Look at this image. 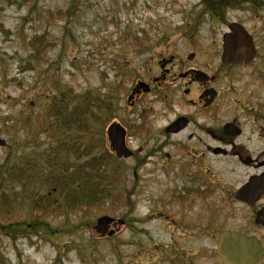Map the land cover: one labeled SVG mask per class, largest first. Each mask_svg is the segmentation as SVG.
<instances>
[{
  "label": "rangeland",
  "instance_id": "rangeland-1",
  "mask_svg": "<svg viewBox=\"0 0 264 264\" xmlns=\"http://www.w3.org/2000/svg\"><path fill=\"white\" fill-rule=\"evenodd\" d=\"M203 1L78 0L72 11L68 10L71 0H0V115L12 119L7 122L8 128L0 122V130L6 133L0 136L6 140V146L0 148V173L5 178L2 188L15 202V211L8 217L12 223L33 220L32 207L38 199L41 203L47 198L55 201L56 189L50 190L47 177L57 176L65 168L71 170L89 158L80 156L81 152L67 153L57 145L74 143L83 151V147L101 138L106 129L103 103L109 101L113 105L114 121L139 122L138 109L149 106L152 99L145 97L138 109L125 110L126 96L119 98L114 88L122 77L116 74L123 69L143 75L152 61L154 66L156 60L173 59L180 70L197 67L207 74H219L218 123L235 117L244 126L243 135L235 142L248 139L249 144L258 145L252 130L255 122L249 113L251 108L259 107L264 96V16L260 15L264 7L257 12L241 4L246 0H220L214 4V8L222 7V17L216 22L203 11ZM205 2L212 4L211 0ZM57 10L69 12L59 18ZM230 22L241 23L254 37L259 57L246 69H233L227 80L222 78L225 73L219 55L220 37ZM121 32L135 33L142 39L139 43L147 48L134 50L131 44H118ZM40 34H45L53 46L42 62L25 64L31 52L27 40ZM190 53H194L192 59ZM123 83L129 88L133 80L125 79ZM62 92L70 106L76 103L77 96L96 97L98 105L91 112L98 119H89L90 135L44 128V123L49 126L45 113L52 103L65 98L60 95ZM149 108L156 116L144 123L156 130L181 111L179 105H173L162 113L157 100ZM180 138L181 135L163 137L159 133L152 135L153 143L145 136L129 138L130 147L138 154L150 150L154 153L136 175L132 171L133 158L114 161L119 166V181L111 193L120 196L122 204L112 208L107 202L98 211L82 216L44 213L48 216L38 219L44 227L35 234L13 237L0 233V264H216V244L206 234L214 235L225 225L245 230L253 224L230 223L231 219L242 217L233 196L227 198L211 191L197 198L187 196V202L173 198L193 187L181 172L184 163L192 161L183 159L175 147ZM166 154L172 158L168 160ZM205 160L203 169L209 165L212 173L203 175V187H211L212 181L227 185L230 179L245 175L242 164ZM192 164V170L201 167V162ZM4 165L30 171L20 177L14 169V177H10L5 174ZM58 200L67 202L66 196ZM104 215L126 220L125 226L108 237L107 232L115 230L116 224L111 223L113 226L102 237L94 224ZM198 215L203 223H194ZM77 223L88 226L70 231L69 227Z\"/></svg>",
  "mask_w": 264,
  "mask_h": 264
},
{
  "label": "flooded vegetation",
  "instance_id": "flooded-vegetation-1",
  "mask_svg": "<svg viewBox=\"0 0 264 264\" xmlns=\"http://www.w3.org/2000/svg\"><path fill=\"white\" fill-rule=\"evenodd\" d=\"M241 4L258 12V10L264 7V0H246ZM257 12H252V14H256ZM260 15L264 16V13H260ZM248 34L252 37L255 51L254 59L245 66L233 64L222 65L220 63L222 72L225 73L222 77L223 79L230 80V72L233 69H246L258 59L256 41L249 32ZM145 48H147V45L134 44L135 50ZM263 58L264 55L261 57L262 66H264ZM150 62L151 61H148L147 63ZM153 64L154 61L146 68L143 75L137 73L138 75L134 76L133 84L125 95V101L127 103L125 110L138 109L141 101L145 97L148 100V96H151L152 100L149 102V106L152 101L157 100L161 106L162 113L171 110L170 108L173 105H179L181 111L174 116V119L169 124L162 127L158 126V130L152 128V125L144 123L145 120L147 121L151 116H156L155 112L152 113L150 111L149 106H143L138 109L137 115L139 122L130 123L131 125L122 123L126 131V145L132 151V156L130 158L135 160L132 167L133 174L136 175L137 170L147 163V157L151 156L154 150L144 152L140 155L136 150L130 147L131 142H129V138L131 139L136 135L152 139L154 133H159L163 137L181 135L182 138H180L179 144L175 146L178 147L179 154L183 159L186 157L190 158L192 163L201 162V167L196 166V168L192 170V163H184L185 165L182 166L181 172L185 174V177L193 187L185 188L182 190V194L175 195L173 198L187 202V196H194L197 198L211 191L214 193L220 192L224 196H227V198L228 196H233L238 203L237 206L242 213V217H240L239 220L231 219L230 223H252L253 225L246 227L245 230L225 225L214 235L212 233L206 235L213 238L216 247L217 236L221 231H234L254 237L257 247L261 249L260 258L255 264H264V96L258 104L259 107L251 108L249 113V115L252 116L251 121L255 122L252 124V130L256 135L255 140L256 142L258 141V145L253 146L249 144L248 139L243 143L235 142L236 139L243 135L244 126L235 117L223 123H218L216 107L220 100V91L217 87L219 74H207L204 72L207 76L196 77L195 71L203 72L201 69L197 67H188L184 70H180L173 59L156 60V64L152 66ZM261 77L264 89V75ZM139 82L146 85H140ZM240 112L243 113V111ZM114 119H116V116L113 118L112 122H116ZM178 119L180 120L179 124L173 126L168 132L169 126ZM119 124H121V122ZM230 124L232 127H228ZM126 125L129 127H126ZM153 142L154 140L152 143ZM159 149L160 147L157 152H160ZM165 157L168 160L170 157L172 158V156L168 154H166ZM205 158H215L216 160H221V162L227 160L242 164L245 169V175L242 179H230L227 185L212 181L211 187H203V175H210L212 173L209 165L205 170L202 167V162L206 161ZM239 190L243 195H248L250 197L249 202H240L236 199L235 196ZM227 213H225V215ZM243 216L244 221H241ZM116 219H121L122 223H124L122 226L115 225V230L118 231L120 227L125 226L126 220L122 218ZM222 221L225 222L226 219L224 218ZM173 223L176 222L173 221ZM194 223H203V218L199 215L196 216ZM111 226H113V224L109 225L106 230H109ZM216 247L215 255H213L215 256L216 264H227L225 259H222L216 254ZM249 252L252 254V249ZM250 264H253V262L250 261Z\"/></svg>",
  "mask_w": 264,
  "mask_h": 264
},
{
  "label": "trees",
  "instance_id": "trees-1",
  "mask_svg": "<svg viewBox=\"0 0 264 264\" xmlns=\"http://www.w3.org/2000/svg\"><path fill=\"white\" fill-rule=\"evenodd\" d=\"M220 0H211L212 4L202 2L204 8L203 11H209L212 15L216 17H222V7L214 8L215 2ZM78 3V0H71L70 7L68 10L73 11L74 5ZM69 12V11H67ZM67 12L57 10L56 14L59 18L67 16ZM53 14H51V17ZM118 44L130 45L137 43L134 35L129 32H121L118 37ZM28 47L30 49V54L28 56L25 64L31 65L32 61L35 63L42 62L48 50L52 48V43L46 38L45 34L35 35L27 40ZM125 64V63H123ZM32 68V67H31ZM26 68V69H31ZM121 76L126 78L129 75L125 69H123ZM62 97L61 100L52 103L49 109L46 111V121L49 126L44 123V128L49 127L50 130L62 131V132H77L81 134H91V126L89 124V119L97 120L98 116H94L91 112V108L98 105L96 97L90 96L89 94H84L76 97V103L69 105V101L66 98L65 93H60ZM111 103H103L101 110H106L107 117H103V124L105 125L111 118L112 113ZM37 119V118H36ZM10 117H5L0 115V122L2 126L8 128L7 122H12ZM28 119H24L23 123H27ZM40 127V125L38 126ZM43 128V129H44ZM44 130H42L43 132ZM41 133L37 131V134ZM6 134L4 131L0 130V136ZM35 136V135H34ZM33 137V135H32ZM35 137L33 138V140ZM9 147V145H7ZM57 148H60L67 153L71 152H81V155H89V158L82 161L75 168L65 171L54 176L47 177L45 180L50 186V190L56 189L54 193L55 201L47 198L42 203L38 199L34 206L32 207L33 220L28 223H12L8 217L11 213L15 211V202L11 201L2 188L4 183V175L0 173V233L15 237L18 234H35L44 227V223H39L38 219L40 217H47L48 215L61 217L72 213L74 216H82L89 213H94L98 211V208L104 203L110 202L111 207L115 208V205L121 204L122 200L117 194L111 193L115 188V184L118 178V166L114 164L116 161L115 157L108 149H106V143L103 139L97 138L89 143L87 146L83 147L80 151L78 145L71 143L64 145V142H58ZM3 170L5 174L10 177H14V169H17L18 175H27L30 171L29 168L22 169L17 165L9 167L4 165ZM86 170V172H85ZM41 175V173L39 174ZM46 196V195H45ZM66 196L67 202L62 204L58 202V198ZM67 204V205H66ZM68 206V207H67ZM70 211H68V209ZM44 216V213H49ZM54 212V213H53ZM8 219V220H7ZM88 226V223H77L74 226L72 224L69 227L70 231H75L79 227Z\"/></svg>",
  "mask_w": 264,
  "mask_h": 264
},
{
  "label": "water",
  "instance_id": "water-1",
  "mask_svg": "<svg viewBox=\"0 0 264 264\" xmlns=\"http://www.w3.org/2000/svg\"><path fill=\"white\" fill-rule=\"evenodd\" d=\"M228 30L229 32L222 35L221 61L224 64L246 65L254 57L251 37L237 23H230ZM195 74L196 77L206 76L200 71H196ZM179 121L177 120L172 126L178 125ZM228 127H232L231 124ZM107 136L110 148L116 156L127 158L131 155L124 143L125 131L120 125L111 124L107 129ZM4 145L5 141L0 139V147ZM240 192V190L237 192L236 198L242 202H249L250 197ZM111 222H113L112 218L101 216L97 218L95 228L102 232ZM118 224L121 225L122 221H118ZM113 233V231H110L108 235L111 236ZM251 249L252 254L249 252ZM216 252L221 258L225 259L227 264H250V261L255 264L260 258L261 249L257 247L256 240L253 237L233 231H224L218 236Z\"/></svg>",
  "mask_w": 264,
  "mask_h": 264
}]
</instances>
